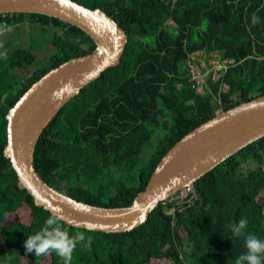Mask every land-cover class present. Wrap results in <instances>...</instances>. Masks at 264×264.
Returning <instances> with one entry per match:
<instances>
[{
	"label": "trees",
	"instance_id": "1",
	"mask_svg": "<svg viewBox=\"0 0 264 264\" xmlns=\"http://www.w3.org/2000/svg\"><path fill=\"white\" fill-rule=\"evenodd\" d=\"M72 1L103 10L127 36L119 63L71 97L35 144L36 174L72 199L128 206L160 158L186 133L210 120L216 110L264 95V0ZM253 13L259 17L256 24ZM18 27L37 31L52 53L30 76L20 78L17 70L33 65L42 45L0 41V264H64L55 253L36 256L24 246L51 214L16 186L15 172L2 153L5 114L43 74L90 53L94 43L79 28L53 17L0 15V32L13 34ZM212 51L232 62L218 80L207 75L202 92H197L186 60L200 52L206 61ZM146 148L149 155L142 160ZM192 187L196 197L183 210L165 214L175 207L167 198L129 232L88 231L63 222L70 234L85 236L71 264H235L246 252L245 237L234 236L228 225L242 216L249 221L245 235L264 239V137ZM88 237L92 243L86 248Z\"/></svg>",
	"mask_w": 264,
	"mask_h": 264
},
{
	"label": "water",
	"instance_id": "2",
	"mask_svg": "<svg viewBox=\"0 0 264 264\" xmlns=\"http://www.w3.org/2000/svg\"><path fill=\"white\" fill-rule=\"evenodd\" d=\"M40 14L79 28L94 43L85 55L50 69L16 100L5 114L3 156L16 175V186L34 205L74 228L123 233L145 222L149 213L170 193L193 183L239 150L264 137V95L219 110L175 142L160 158L144 189L128 206L102 207L72 199L48 186L34 171L35 144L61 107L100 73L119 63L126 33L103 10L89 9L72 0H0V15ZM170 219L168 218L167 221Z\"/></svg>",
	"mask_w": 264,
	"mask_h": 264
},
{
	"label": "clouds",
	"instance_id": "3",
	"mask_svg": "<svg viewBox=\"0 0 264 264\" xmlns=\"http://www.w3.org/2000/svg\"><path fill=\"white\" fill-rule=\"evenodd\" d=\"M251 20L253 24H256L259 22V17L253 13ZM62 224V216L53 213L46 219L40 231L28 236L24 245L27 252L31 253L34 251L36 256H46L50 253H55L64 261V264H71L73 251L78 243L85 241V236L80 232L75 235L70 234ZM248 224V219L242 216L238 222L228 225L234 236L240 237L244 235L245 237L246 252L236 259L235 264H264V239L251 233L245 235V229L248 228ZM91 243L92 238L88 237L84 247H89Z\"/></svg>",
	"mask_w": 264,
	"mask_h": 264
},
{
	"label": "built area",
	"instance_id": "4",
	"mask_svg": "<svg viewBox=\"0 0 264 264\" xmlns=\"http://www.w3.org/2000/svg\"><path fill=\"white\" fill-rule=\"evenodd\" d=\"M217 55V54H216ZM194 55L191 54L187 60L186 65L189 69V79L194 81V87L197 92H202L203 87L205 86L204 78L210 74V79L212 81L218 80L220 74H223L228 67V64L232 61L221 60L218 56H214L212 54L209 55V58L206 59V66H203L201 61L197 62L194 60ZM204 62V61H203ZM212 75H217L216 78H213ZM218 78V79H217ZM177 193V192H175ZM175 193H170L166 198L167 202H175L173 200V196ZM182 195L177 198L178 206L169 209L171 212L177 209L180 211L179 207L181 206L182 210L184 209V205L191 204L193 199H195L196 194L194 193V189L192 185L182 188ZM164 204V201L163 203Z\"/></svg>",
	"mask_w": 264,
	"mask_h": 264
},
{
	"label": "rangeland",
	"instance_id": "5",
	"mask_svg": "<svg viewBox=\"0 0 264 264\" xmlns=\"http://www.w3.org/2000/svg\"><path fill=\"white\" fill-rule=\"evenodd\" d=\"M21 29L22 28H15L14 30H20L21 31ZM11 31H14V30H12V29H10ZM3 31V30H2ZM1 31V32H2ZM2 34V33H1ZM17 34L16 33H13L12 34V36H9V37H6L5 38V40L7 41V42H9V43H11V44H14V45H16V46H19V45H21V44H23V41L24 40H28V42H29V44L30 45H33V46H35L34 44H37L38 46L37 47H39L40 45H42L40 48H38L37 50H36V52L34 53L35 54V56H36V61H35V63L33 64V65H31V66H29V67H23L22 69H20V70H17V74H18V76L20 77V78H26V77H28V76H30L31 75V73L35 70V68L39 65V64H41V63H43L48 57H49V54H51L52 53V50H48L47 48H46V46H45V44L46 43H44L45 41H44V39L43 38H41L40 36L41 35H39V33H37V31H33V33L32 34H29L28 36H25V35H23V37H20V36H16ZM0 41H4V38L0 35ZM43 42V43H42ZM36 47V46H35ZM212 55H214V56H216L217 57V55H216V53L215 52H210ZM194 55V54H193ZM194 60H196L197 62H199V61H201V63H202V65L203 66H206L207 65V62H205L204 61V58L203 57H201V53L200 52H198L196 55H194ZM199 60V61H198ZM204 61V62H203ZM225 61H230V60H225ZM216 76L217 75H212V77L213 78H216ZM222 76V74H220V76L218 77V78H220ZM217 78V79H218ZM216 111H218V110H216ZM157 137H154L153 138V141H152V143L155 145L156 143H157ZM149 149L148 148H146L143 152H142V155L144 156H141V159L143 158V159H145V158H147L148 157V155H149ZM142 159V160H143ZM182 189H180L177 193H175V195L173 196V200H175V207L176 206H178L179 205V203H177V198L179 197V196H181L182 195ZM179 209H180V211L182 210V208H181V206L179 207ZM174 211H178L177 209H175ZM174 211H170V210H167L166 212H165V214H167V215H173L174 214ZM178 231H179V234H180V236L182 237V238H184L185 239V233H184V231L181 229V228H178ZM43 262H46V260L45 261H43ZM46 264V263H45Z\"/></svg>",
	"mask_w": 264,
	"mask_h": 264
},
{
	"label": "crops",
	"instance_id": "6",
	"mask_svg": "<svg viewBox=\"0 0 264 264\" xmlns=\"http://www.w3.org/2000/svg\"><path fill=\"white\" fill-rule=\"evenodd\" d=\"M33 31H35V30L27 29L26 28L25 30L17 31L16 32V34H17L16 36H20V37H23V35L28 36L29 34H32ZM0 35L4 38V41L3 42H7L5 40L6 37L12 36V34H9L8 31H2V32H0ZM27 45H29L28 40H24L23 41V44H21V46H23V47H26ZM35 70H36V68H35Z\"/></svg>",
	"mask_w": 264,
	"mask_h": 264
}]
</instances>
